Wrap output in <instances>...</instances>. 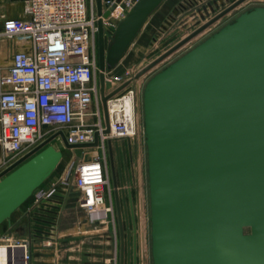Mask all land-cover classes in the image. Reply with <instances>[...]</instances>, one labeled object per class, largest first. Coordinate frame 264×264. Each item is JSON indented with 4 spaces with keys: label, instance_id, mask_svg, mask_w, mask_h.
Wrapping results in <instances>:
<instances>
[{
    "label": "water",
    "instance_id": "95a60500",
    "mask_svg": "<svg viewBox=\"0 0 264 264\" xmlns=\"http://www.w3.org/2000/svg\"><path fill=\"white\" fill-rule=\"evenodd\" d=\"M117 1L95 0L103 134L110 133L109 98L246 0H233L112 87L105 72L120 62L164 0H135L106 50L102 18ZM141 106L150 264H264V5L241 11L154 73L143 86ZM99 134L71 144L59 130L3 169L0 224L60 163L62 151L51 144L57 135L68 149H89L98 145ZM126 142L130 149V139ZM107 143L118 150L119 140ZM129 184L127 174L125 180L121 174L114 178L120 264H138Z\"/></svg>",
    "mask_w": 264,
    "mask_h": 264
},
{
    "label": "built area",
    "instance_id": "2783aa9c",
    "mask_svg": "<svg viewBox=\"0 0 264 264\" xmlns=\"http://www.w3.org/2000/svg\"><path fill=\"white\" fill-rule=\"evenodd\" d=\"M246 1L264 5V0ZM134 2L120 0L111 16L121 19ZM21 3L19 15L0 14V57L2 53L5 56L3 62L0 59V172L54 132L63 131L67 142L74 144L92 141L98 130V145L82 149V154L73 157L58 179L40 186L30 197V209H43L41 204L59 197L73 176L79 206L92 216L102 214L111 220L116 245L112 259L117 264V215L109 179L107 141L136 135L138 87L133 80L108 99L110 133L103 134L98 81L99 17L95 0H22ZM109 18H102L104 29L116 27ZM133 76L126 73L123 77L112 70L105 72V79L112 87ZM56 138L64 146L60 135ZM139 226L145 247L140 264H149L145 234L141 223ZM33 227L25 238L7 237L0 243L9 248L3 264H31L32 233L45 237L42 240L45 246L53 244L51 226Z\"/></svg>",
    "mask_w": 264,
    "mask_h": 264
},
{
    "label": "rangeland",
    "instance_id": "374dc122",
    "mask_svg": "<svg viewBox=\"0 0 264 264\" xmlns=\"http://www.w3.org/2000/svg\"><path fill=\"white\" fill-rule=\"evenodd\" d=\"M120 1V0H119ZM117 1V2H119ZM179 3H175L173 9H166L163 14L156 13L152 16V19L149 23L145 24L142 30L136 37V43L134 44V49L138 47V43L141 44L142 51L139 55H134V50H130V54L128 58L125 60L124 65L126 69L119 74L123 77L126 76V73L131 74L132 76L143 66L149 63L152 59L157 57L160 53L165 51L168 47H170L173 43L184 37L194 28L199 26L201 23L208 20L215 13L220 11L222 8L227 6L233 0H179ZM11 2L17 3L16 10L14 15H19L22 6V0H0V14L8 13L10 9V13L12 12L10 5ZM115 7L110 10L109 21L113 24L119 22V18H116L112 15V11L115 10ZM255 1H246L228 12L214 24L210 25L208 28L204 30L201 34L193 38L191 41L187 42L184 46H182L179 50L168 56L162 62L157 64L154 68L146 72L139 79L134 80L133 84L138 87L137 94V114H138V130L134 137L129 138L131 145L133 146V159H132V167L135 176H131L130 180L133 179L136 182V176L140 178L142 185V200H141V212L140 217L137 218V225L139 229V224L141 223L142 231L145 234V243L148 248V260L150 264V256H149V208H148V189H147V175H146V148L143 141V120H142V106H141V97H142V89L146 81L158 70L163 68L165 65L176 59L178 56L186 52L188 49L193 47L195 44L203 40L205 37L216 31L225 23L231 21L237 14L241 11L255 5ZM13 3V4H14ZM184 4L185 6H182ZM111 5V4H110ZM110 5L105 9L110 8ZM152 28V30H151ZM115 27H107L105 32V47L106 50L109 48L114 34ZM146 33V35L144 34ZM145 35V38L142 37ZM5 56H1L0 59L3 62V58ZM135 57V59H134ZM134 59V60H133ZM115 74V73H114ZM126 139H120L119 144L126 142ZM113 140V139H112ZM54 143V142H53ZM52 144V142H51ZM127 144V142H126ZM55 148L62 151V159L53 173L46 179V181L41 186H48L50 183L60 177L63 174L64 170L68 166L69 162L73 159V157H79L82 154V149H68L66 147H60L59 144H54ZM73 176L69 177V185L66 187L65 191L62 193V202L59 205V211L56 216V226L60 231L56 236V239L60 240H71L75 244L81 245V243L87 241L89 236L94 234L93 230L94 226L97 224H108L109 231L112 235V226L111 220L104 216H92V214L88 213L86 209L79 206L78 197L79 192L73 184ZM132 181V182H133ZM125 184V183H124ZM32 199L28 201L31 202ZM26 203V202H25ZM27 203V204H28ZM27 204L21 205L15 212L14 218L18 215L26 211ZM43 204H41L42 206ZM38 211V210H37ZM36 208L28 210L22 218L16 222V224L11 225V227L7 228L6 221L0 224V243L4 241L7 237L16 239V238H25L30 235L28 232V226L32 222L31 218L35 216ZM104 219L101 221V219ZM35 220V219H34ZM20 223V224H19ZM117 224V221H116ZM38 237V238H37ZM42 236H37L34 233L31 234V242H39L42 241ZM97 238V237H95Z\"/></svg>",
    "mask_w": 264,
    "mask_h": 264
},
{
    "label": "crops",
    "instance_id": "0c3cea01",
    "mask_svg": "<svg viewBox=\"0 0 264 264\" xmlns=\"http://www.w3.org/2000/svg\"><path fill=\"white\" fill-rule=\"evenodd\" d=\"M178 1V2H177ZM179 3V0H164L156 9L155 11L151 14L149 17L148 21L146 22L149 23L152 19V16L155 15L156 13L158 14H163L166 9H168L170 6L171 9H173L175 3ZM182 5V4H181ZM169 8V9H170ZM175 8V7H174ZM175 10V9H173ZM145 26V25H144ZM152 30V28H151ZM146 35V33H144ZM145 35H143V38H145ZM136 38L130 45V48L126 52V54L123 56V58L120 60V62L112 69L113 73H121L126 69V66L124 65L125 60L128 58L129 54L131 53L130 50H134V55H139V53L142 51L141 49V44L138 43V47L135 49L134 44L136 43ZM2 45H0V48ZM2 50V49H1ZM135 59V57H134ZM133 59V60H134ZM131 171V176L134 175V171ZM130 180V188L132 190V195H133V202H134V210L136 213L137 218H139L140 214V205H141V200H142V185L140 178L136 176V182H132ZM128 186L124 184V188H127ZM120 186L118 185L117 189L120 192ZM62 196L63 194L61 193L59 197L57 198H52L48 200L47 202H44L42 208H36V214L31 218L32 222L28 226V232L34 229L33 226H42L43 227H52L53 230V238L54 242L50 246H45L43 241L37 242H31V264H114L113 262V254L115 250V239L109 231V225L106 224H97L94 226L93 232L94 234L89 236V239L81 245L75 244L71 240H60L56 239L58 232H60L57 229L56 226V216L59 211V205L62 202ZM32 202V200H31ZM31 202L27 204L26 211L18 215L16 218H14V213L11 215L10 219L6 221L7 228L11 227V225L16 224L22 216L30 209ZM26 204V203H24ZM34 208V209H35ZM38 210V211H37ZM102 214L96 215L94 214L93 216H100ZM35 219V220H34ZM5 222V221H4ZM45 222V223H43ZM20 224V223H19ZM117 254H118V261L117 264H120V250H121V244H120V232H119V225H118V220H117ZM142 232L139 226L137 225V256H138V264H140V256L144 252V243L142 242L141 239ZM40 237V236H39ZM97 237V238H95ZM38 238V237H37ZM132 246V245H131Z\"/></svg>",
    "mask_w": 264,
    "mask_h": 264
},
{
    "label": "flooded vegetation",
    "instance_id": "af4514ba",
    "mask_svg": "<svg viewBox=\"0 0 264 264\" xmlns=\"http://www.w3.org/2000/svg\"><path fill=\"white\" fill-rule=\"evenodd\" d=\"M132 159H133V146L131 145V148L129 149L126 142L122 143L121 145L119 144V148L117 151L115 148H112V150H110L109 148L107 149V164H108L109 179L112 187L114 203H115L114 178H116V181H118L119 174L122 175L123 180H125L126 174L130 178V173H131L130 170H133ZM115 211L117 215L116 204H115ZM136 226H137V216H136Z\"/></svg>",
    "mask_w": 264,
    "mask_h": 264
},
{
    "label": "bare ground",
    "instance_id": "6f19581e",
    "mask_svg": "<svg viewBox=\"0 0 264 264\" xmlns=\"http://www.w3.org/2000/svg\"><path fill=\"white\" fill-rule=\"evenodd\" d=\"M245 2V1H244ZM16 5H17V3H14V4H12V5H10V8H11V10H12V12L10 13L9 11H8V14H11V15H14V13H15V10H16ZM13 9H15V10H13ZM204 32V31H203ZM191 41V40H190ZM2 56H3V53H2ZM128 102H127V104H125V108L127 109L128 108ZM54 142V143H53ZM54 144H59V146L60 147H63V144H62V142H61V140L59 139V138H56V139H54L53 141H52V145L54 146ZM55 147V146H54ZM8 251H9V248L8 247H6V245L5 244H2V245H0V263L1 264H3L4 263V259H5V256H6V254L8 253Z\"/></svg>",
    "mask_w": 264,
    "mask_h": 264
},
{
    "label": "trees",
    "instance_id": "16d2710c",
    "mask_svg": "<svg viewBox=\"0 0 264 264\" xmlns=\"http://www.w3.org/2000/svg\"><path fill=\"white\" fill-rule=\"evenodd\" d=\"M31 198H29L27 201H26V204L28 203V201L30 200Z\"/></svg>",
    "mask_w": 264,
    "mask_h": 264
}]
</instances>
